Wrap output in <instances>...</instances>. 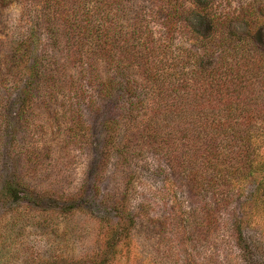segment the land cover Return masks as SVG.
<instances>
[{"label":"rangeland","instance_id":"obj_1","mask_svg":"<svg viewBox=\"0 0 264 264\" xmlns=\"http://www.w3.org/2000/svg\"><path fill=\"white\" fill-rule=\"evenodd\" d=\"M215 1L224 12L247 14L254 8L264 18V0ZM113 4L115 10L105 12L112 19L116 13L120 38L143 11L157 14L160 32L161 24L169 23L177 43L193 44L171 0ZM49 11L46 0L0 1V106L23 86L26 75L19 74L22 64L19 69L15 58L23 41H32L44 63L59 68L56 81L47 80L11 133L2 132L0 119L1 179L18 174L34 198L11 200L0 184V264H248L236 223L242 216L255 227L244 225L246 237L256 228L264 232V213L253 203L256 180L239 200L247 202L244 208L221 193L198 192L157 150L143 152V123L128 127L130 133L119 130L120 141L131 135L140 150L130 163L119 157L107 145L105 123L113 118L125 125L129 97L120 88L103 96L94 76L123 81L126 75L103 54L91 52L88 43L82 48L78 31L63 17L47 23ZM134 76L143 99L146 81ZM107 147L109 159L103 160Z\"/></svg>","mask_w":264,"mask_h":264},{"label":"trees","instance_id":"obj_2","mask_svg":"<svg viewBox=\"0 0 264 264\" xmlns=\"http://www.w3.org/2000/svg\"><path fill=\"white\" fill-rule=\"evenodd\" d=\"M0 1L9 5L15 0ZM46 1L47 23L63 17L78 31L82 48L88 43L91 52L103 54L126 75L123 81L94 76L103 96L112 97L120 88L129 97L125 125L113 118L105 123L107 145L114 146L119 157L130 163L129 157L140 151L131 135L120 141L119 130L126 127L129 132L128 127L143 123V152L147 147L157 150L198 192H218L228 202L241 200L250 181L256 180L253 203L264 213V18L259 12H224L215 0H171L193 41L185 45L176 42V28L161 22L160 32L157 14L143 16V11L120 38L116 13L112 19L105 12L115 10L117 0ZM71 3L77 7L64 10ZM31 42L23 41L15 51L19 69L22 64L19 74L26 77L19 93L1 102L2 132L11 133L9 128L26 116L47 80L57 79L59 68L46 65ZM135 74L146 81L143 99L138 98ZM106 149L101 151L103 160L109 159L110 148ZM0 184L5 197L33 202L28 191L32 190L18 174L5 180L0 176ZM246 203L238 202L243 208ZM244 220L238 217L236 223L238 246L248 264H264V232L256 228L246 237L244 227H255Z\"/></svg>","mask_w":264,"mask_h":264}]
</instances>
